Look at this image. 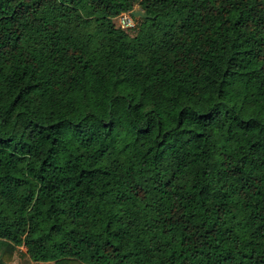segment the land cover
<instances>
[{
    "label": "trees",
    "instance_id": "obj_1",
    "mask_svg": "<svg viewBox=\"0 0 264 264\" xmlns=\"http://www.w3.org/2000/svg\"><path fill=\"white\" fill-rule=\"evenodd\" d=\"M21 247L264 264V0H0V264Z\"/></svg>",
    "mask_w": 264,
    "mask_h": 264
},
{
    "label": "built area",
    "instance_id": "obj_2",
    "mask_svg": "<svg viewBox=\"0 0 264 264\" xmlns=\"http://www.w3.org/2000/svg\"><path fill=\"white\" fill-rule=\"evenodd\" d=\"M117 21H118L119 26L126 30L133 29L136 27V19L132 15V12L122 13L117 18Z\"/></svg>",
    "mask_w": 264,
    "mask_h": 264
},
{
    "label": "rangeland",
    "instance_id": "obj_3",
    "mask_svg": "<svg viewBox=\"0 0 264 264\" xmlns=\"http://www.w3.org/2000/svg\"><path fill=\"white\" fill-rule=\"evenodd\" d=\"M21 251L22 250L19 249V252L17 253V255L15 257V260H14V262L12 264H41V263H36V262L31 261L28 258V256L25 257L24 255H22Z\"/></svg>",
    "mask_w": 264,
    "mask_h": 264
},
{
    "label": "water",
    "instance_id": "obj_4",
    "mask_svg": "<svg viewBox=\"0 0 264 264\" xmlns=\"http://www.w3.org/2000/svg\"><path fill=\"white\" fill-rule=\"evenodd\" d=\"M132 15L136 18L139 19L141 17H147L140 9H135L132 11Z\"/></svg>",
    "mask_w": 264,
    "mask_h": 264
},
{
    "label": "crops",
    "instance_id": "obj_5",
    "mask_svg": "<svg viewBox=\"0 0 264 264\" xmlns=\"http://www.w3.org/2000/svg\"><path fill=\"white\" fill-rule=\"evenodd\" d=\"M22 251H21V253H22V255H24L25 257H26V255H25V253H26V248L24 249L23 247H21L20 248ZM24 252V253H23ZM41 264H49V263H41Z\"/></svg>",
    "mask_w": 264,
    "mask_h": 264
}]
</instances>
